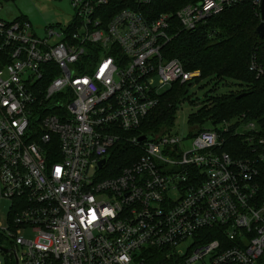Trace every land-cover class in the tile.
<instances>
[{
  "label": "built area",
  "instance_id": "2783aa9c",
  "mask_svg": "<svg viewBox=\"0 0 264 264\" xmlns=\"http://www.w3.org/2000/svg\"><path fill=\"white\" fill-rule=\"evenodd\" d=\"M70 3L73 22L43 37L28 18H0V201L11 202L0 264H258L264 133L256 122L243 115L222 133L204 130L189 150L172 129L144 143L123 135L155 110L168 92L160 90L199 78L164 56L177 35L242 4L264 23L263 0H190L160 14L153 0ZM249 69L264 78L259 56ZM122 145L137 159L105 176ZM28 230L33 240L22 237Z\"/></svg>",
  "mask_w": 264,
  "mask_h": 264
},
{
  "label": "trees",
  "instance_id": "16d2710c",
  "mask_svg": "<svg viewBox=\"0 0 264 264\" xmlns=\"http://www.w3.org/2000/svg\"><path fill=\"white\" fill-rule=\"evenodd\" d=\"M189 2L190 0H153L151 9L155 14L172 12ZM116 10V7L109 8L111 14ZM259 24L257 10L251 5L242 4L207 20L196 31L177 35L164 48L163 54L167 59L179 60L188 72H200L199 78L191 83L195 84L205 78L210 79L212 84L211 95L207 94L198 111L189 116L190 125L197 128L190 135L192 138L204 130L222 133L220 126L224 122H231L243 115L249 121L256 122L264 133V78L257 79L249 69L255 55L264 62V39H260L256 31ZM228 80L235 82L231 84L237 90L218 95L217 91L221 87L229 85ZM188 84H174L140 128L123 137H154L172 129L177 104L187 97ZM241 95L243 96L239 98ZM222 137L226 142H244L239 136L223 134ZM227 149L230 151L231 146ZM135 150L131 145L114 149L108 166H112L115 172L105 176H115L121 168L133 163L138 157V151ZM258 264H264V258Z\"/></svg>",
  "mask_w": 264,
  "mask_h": 264
},
{
  "label": "rangeland",
  "instance_id": "374dc122",
  "mask_svg": "<svg viewBox=\"0 0 264 264\" xmlns=\"http://www.w3.org/2000/svg\"><path fill=\"white\" fill-rule=\"evenodd\" d=\"M0 18L5 21H13L16 18H28L32 24L33 31L40 37L45 36V29L49 26L62 25L67 27L74 20L75 11L73 10L70 0H16L1 1L0 0ZM210 79L198 80L188 91L187 97L177 104L176 116L172 131L174 134L184 139L182 147L189 150L192 146V137L196 131V126H191L189 116L196 113L200 108L201 102L207 94H210L212 84ZM235 83L228 80V86L221 87L218 95L235 91L237 88L231 84ZM170 86H166L160 93H166L171 90ZM213 95V93H212ZM212 126V125H211ZM213 127V126H212ZM171 130V129H170ZM112 167V166H111ZM11 202L7 200L0 201V223L6 225V221L10 214ZM22 237L26 240H33L34 233L30 230L23 232ZM1 244L7 243L0 239ZM192 243L188 242L179 248V253L183 255L188 253V248Z\"/></svg>",
  "mask_w": 264,
  "mask_h": 264
},
{
  "label": "water",
  "instance_id": "95a60500",
  "mask_svg": "<svg viewBox=\"0 0 264 264\" xmlns=\"http://www.w3.org/2000/svg\"><path fill=\"white\" fill-rule=\"evenodd\" d=\"M261 13H262V17H263V14H264V0H263V4H262V9H261ZM257 35L259 36L260 39H263L264 38V23H260L258 28H257ZM194 84L193 83H189L188 86H187V90H186V94H188V91L189 89L193 86ZM243 95H241L239 98H241ZM151 139V136L150 135H143L141 137L138 138V142L139 143H144V142H148L150 141ZM176 149V148H175ZM106 164V161H102L99 166L100 168H102L103 165Z\"/></svg>",
  "mask_w": 264,
  "mask_h": 264
}]
</instances>
